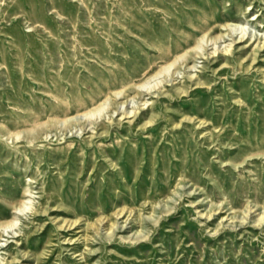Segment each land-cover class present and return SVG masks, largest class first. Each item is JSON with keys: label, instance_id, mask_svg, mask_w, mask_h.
Masks as SVG:
<instances>
[{"label": "rangeland", "instance_id": "374dc122", "mask_svg": "<svg viewBox=\"0 0 264 264\" xmlns=\"http://www.w3.org/2000/svg\"><path fill=\"white\" fill-rule=\"evenodd\" d=\"M0 264H264V0H0Z\"/></svg>", "mask_w": 264, "mask_h": 264}]
</instances>
